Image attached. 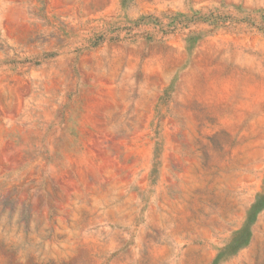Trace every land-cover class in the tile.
I'll return each mask as SVG.
<instances>
[{"label":"rangeland","instance_id":"rangeland-1","mask_svg":"<svg viewBox=\"0 0 264 264\" xmlns=\"http://www.w3.org/2000/svg\"><path fill=\"white\" fill-rule=\"evenodd\" d=\"M0 0V264H264V0Z\"/></svg>","mask_w":264,"mask_h":264},{"label":"crops","instance_id":"crops-1","mask_svg":"<svg viewBox=\"0 0 264 264\" xmlns=\"http://www.w3.org/2000/svg\"><path fill=\"white\" fill-rule=\"evenodd\" d=\"M151 0H134L133 5L128 9V18L130 19H136L140 17H147L151 13H156V14H164L165 12H184L188 10L190 7L188 6H183L181 7L180 5H173L174 11H170L168 7H160L158 8H150Z\"/></svg>","mask_w":264,"mask_h":264}]
</instances>
